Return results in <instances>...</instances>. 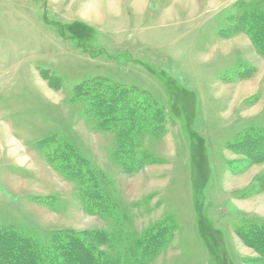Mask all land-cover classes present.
Masks as SVG:
<instances>
[{
	"label": "rangeland",
	"instance_id": "rangeland-1",
	"mask_svg": "<svg viewBox=\"0 0 264 264\" xmlns=\"http://www.w3.org/2000/svg\"><path fill=\"white\" fill-rule=\"evenodd\" d=\"M263 8L264 0H0V227L43 247L69 231L94 250L88 240L104 231L112 241L97 250L133 264L135 242L167 226L142 264H264L237 235L264 223V154L228 149L264 133V58L236 23ZM97 79L135 88L163 112L159 133L128 134L126 166L120 123L99 131L75 97ZM65 145L97 175L108 214L85 209L77 182L48 161Z\"/></svg>",
	"mask_w": 264,
	"mask_h": 264
},
{
	"label": "trees",
	"instance_id": "trees-1",
	"mask_svg": "<svg viewBox=\"0 0 264 264\" xmlns=\"http://www.w3.org/2000/svg\"><path fill=\"white\" fill-rule=\"evenodd\" d=\"M236 23L246 30L258 54L264 58V8L244 12L237 17ZM75 97L89 104L87 113L96 118L99 131H106L120 123L116 151L120 156L119 162L124 166L125 160L131 161L121 158L132 147L127 139L128 134L139 133L146 127L153 133H159L161 129L163 112L135 88L106 84L97 79L92 85L83 84L75 88ZM228 149L258 160L262 156L258 157L257 153L261 151L264 154V133L249 131L232 142ZM47 159L59 172L77 182L85 209L102 215L111 212L112 205L99 189L97 175L72 147L65 145L56 148L49 152ZM167 230L168 227L163 226L149 231L135 242L139 253L133 255L132 263L142 264L153 257L164 245ZM92 235L88 241L96 245L95 250L82 237L69 231L52 235L48 245L43 247L32 237L0 227V264H113L121 257L104 255L96 248L110 243L112 235L104 231ZM237 235L264 260V223L240 229Z\"/></svg>",
	"mask_w": 264,
	"mask_h": 264
},
{
	"label": "bare ground",
	"instance_id": "bare-ground-1",
	"mask_svg": "<svg viewBox=\"0 0 264 264\" xmlns=\"http://www.w3.org/2000/svg\"><path fill=\"white\" fill-rule=\"evenodd\" d=\"M90 11H91V10H90ZM91 13H92V12H91ZM93 13H94V12H93ZM86 14H87V13H86ZM88 17L90 18V16H88ZM88 17H87V18H88Z\"/></svg>",
	"mask_w": 264,
	"mask_h": 264
}]
</instances>
